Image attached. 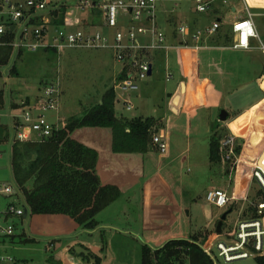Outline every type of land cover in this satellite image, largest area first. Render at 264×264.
I'll return each mask as SVG.
<instances>
[{"label": "rangeland", "instance_id": "374dc122", "mask_svg": "<svg viewBox=\"0 0 264 264\" xmlns=\"http://www.w3.org/2000/svg\"><path fill=\"white\" fill-rule=\"evenodd\" d=\"M246 1L251 13L255 15L256 24L264 39V0ZM233 9H236V12H233ZM244 9L242 0H214L209 11L199 14L196 12L195 0H159L157 17L160 29L168 35L169 40L177 35L176 30L180 25H188L193 30L195 28L203 29L212 25L217 19H221L222 26L217 33L218 37L227 33L226 31L232 27L238 16L245 15ZM95 11L93 16L92 13L74 10L70 16L72 22H78V25H74V29L87 32L89 28L83 26L82 21L89 19L90 15L97 24L98 21L101 22V11L99 9H95ZM169 19L170 24H168ZM99 30L108 33L106 28H99ZM195 54L193 51L174 50L168 56L158 57L154 63L153 75L141 84L138 93L131 94L122 93L115 88L119 81L117 74L123 66L115 62L110 50L69 49L55 55L51 52L25 53L23 59L16 63L20 77L15 76L11 68L10 71L3 69L5 73L9 71L7 76L10 79L6 83L3 73H0V88H5L10 99L19 101V106L22 107L21 102L27 100L26 103L29 104L33 102L31 100L35 95L43 92L42 85L45 86L59 80L61 83L60 124L72 117H82L89 108L101 102L107 91L114 90L116 101L121 103L117 106L118 115L121 116L122 113L130 121L138 119L144 121L154 118L141 117L140 115L132 117L136 110L128 112L123 107L122 101L130 100V103L134 105L142 103V99H147V103L154 109L155 106L161 104V97L165 89L174 88L180 78L184 76L182 65L187 64L186 62L190 58H192L190 64L193 65L195 74L199 75V64L194 61L197 58L195 56L199 53ZM238 58L240 85L237 92L225 97L224 111L228 115L230 114L227 121L220 120L221 112L219 111L211 115L209 112L201 110L199 118H197V111L203 103L191 105L187 112L189 114L185 113L182 118L176 119V123L172 122L170 128L166 123L164 127L161 120L155 119L160 130L153 128L152 138L165 128L168 150L164 155L156 154L155 163L151 166L159 167L156 164L157 161L158 164H161L159 167L161 172L152 171L150 166L147 169L148 176L140 190L143 198L139 200L144 201V204L146 203L148 206L152 204L150 207L153 209L158 202L166 206L158 208L155 214L152 209L146 216L144 212L139 214L140 210L137 207L133 218L126 217L132 222V226L125 227L126 230L121 225L123 228L120 231H103L96 238L87 235L81 236L79 240L82 245L98 244L102 248V254L98 256L91 253L93 256L89 260L90 258L85 259L70 249L67 253L69 259L73 261L72 264H99V261H96L97 257L102 260L104 257L106 260L112 258L111 264H142L141 254L144 246H153L152 249L158 250L171 241L159 242L172 236L173 229H180L182 233L185 232V235H189L186 237L187 240L191 236L201 233L205 236V232L215 230L224 213L229 209H234L225 222L223 233L225 234L232 230L233 224L238 219L248 218L252 215L249 202H243L240 199L247 194L250 198L259 197L258 189L251 180V172L257 162H264V99L262 98L264 92L256 80L257 75L260 74L261 80L264 81V54L253 50L247 54L239 53ZM16 60L17 56L11 60L9 66L12 67ZM167 66H170L173 75L170 83L166 81ZM186 80L189 83L190 96L195 95L193 89L196 88L199 77L194 80L191 73L186 77ZM200 80L202 81L199 86L203 87L204 77L202 79L200 77ZM151 91L153 96L150 95ZM146 94L150 96L147 98ZM27 96L32 99H26ZM18 114L23 115V112L20 110ZM52 116L49 114V117ZM53 119L51 118V120ZM183 124L190 125L188 135L179 131L180 129L177 127ZM226 130L229 132L227 136L236 138L239 145L242 142L239 152L240 162L237 167L232 163L224 162L223 159L221 163L216 164L210 163L209 160L211 138L215 133L224 134L225 137ZM10 146L11 144L4 146L6 147L4 157L7 161L9 155L12 157L13 147ZM7 185H11L15 191L17 190L15 196H7L14 201L13 205L19 207L25 204L24 195L14 179L10 180ZM214 189H223L239 200L225 208L211 205L206 201V196L209 191ZM5 197L2 195L1 199L6 201ZM12 201L10 202L12 203ZM178 205H181L182 209L178 208ZM3 218L4 216L0 214V219H2L0 231L8 226H13L14 241L11 242V239L2 241L3 243L0 244L2 252L13 256L19 264L53 263L52 259L54 256L57 257L60 249L48 250L50 243L41 240V237L31 231L30 225H28L29 218L13 216H9L5 220ZM110 223L113 221L111 220ZM178 233L180 232L178 231ZM214 239L219 240L220 236ZM28 240L30 241L27 242ZM62 240L66 245L71 239L63 238ZM159 243L163 245L158 247ZM196 244L200 248L205 245L203 239ZM214 254L216 258L210 259L212 264H258L254 258L226 263L218 257L216 251Z\"/></svg>", "mask_w": 264, "mask_h": 264}, {"label": "built area", "instance_id": "2783aa9c", "mask_svg": "<svg viewBox=\"0 0 264 264\" xmlns=\"http://www.w3.org/2000/svg\"><path fill=\"white\" fill-rule=\"evenodd\" d=\"M214 0H195L196 12L209 11ZM245 18H238L232 26L233 43L231 49L252 51L264 54V39L249 9L246 0H242ZM159 0H0L3 9L0 10V47L10 45L15 58L21 51L36 54L53 50L57 54L69 49L110 50L115 62L123 67L118 74L116 89L122 93H138L141 84L151 77L154 61L159 55L168 56L172 51H201L209 45V41L217 37L221 22L215 21L203 29L194 30L188 25H180L176 32V42L171 43L168 35L160 29L157 17ZM67 8L66 23L54 26L52 13L61 8ZM95 9L101 11V22L87 26L88 31L74 29L77 22H72L70 16L74 10L82 13H92ZM236 12V9H234ZM91 21V20H90ZM96 26V27H95ZM99 28H106L103 33ZM94 29V30H92ZM12 33L15 36L11 44L4 42V37ZM0 67V73H5ZM151 72V75H149ZM166 81L173 78L170 66H167ZM127 111L133 109L130 102L125 103ZM23 115L15 117L9 143L26 144L34 140L51 137L62 129L60 124L61 83L56 80L45 87L43 92L31 103H23ZM52 114V117H49ZM51 118H54L51 120ZM236 138L227 136L221 143V154L224 162L239 165ZM152 148L164 155L168 150L165 132L161 130L152 139ZM237 170V169H236ZM252 183L257 187L259 197L250 198L247 195L240 199L249 202L255 211L248 218L236 221L232 230L222 232L220 239H214L202 246L204 253L215 259L214 252L226 263L239 260L258 259L264 257V162H257L251 172ZM2 192L7 196H15L14 187L3 186ZM16 189V188H15ZM223 189L208 192L206 201L218 208H225L237 201ZM24 208L10 205L7 214L23 218ZM2 238L14 236V227L1 229ZM0 264H19L17 260L0 251Z\"/></svg>", "mask_w": 264, "mask_h": 264}, {"label": "trees", "instance_id": "16d2710c", "mask_svg": "<svg viewBox=\"0 0 264 264\" xmlns=\"http://www.w3.org/2000/svg\"><path fill=\"white\" fill-rule=\"evenodd\" d=\"M2 9L3 6L0 5V10ZM95 13L94 10L92 14ZM66 14V7L52 13L53 25H64ZM92 24L97 25V22ZM14 39L15 36L8 33L4 42L11 44ZM220 41L231 47L233 38L231 34L226 33L211 39L209 45H218ZM13 52L10 45L0 47V67L6 68L10 65ZM42 52L57 54L53 50ZM24 54L25 52L21 51L11 67L15 76L20 77L16 63L23 59ZM5 103L4 95L0 93V107H4ZM115 106L116 94L114 90H109L103 95L100 103L89 108L82 117H72L64 121L62 129L51 137L13 146L12 172L17 187L24 195V208L30 213L32 232L44 229L48 223L63 235L78 231L92 232L99 227L97 216L122 196L120 186L114 181L117 173L108 176L101 173L100 152L85 143L81 138L82 134L87 130H110L111 150L114 154L142 155L152 147L153 128L160 127L155 119H119L116 117ZM227 133L229 134L226 130L225 137L224 134L215 133L211 138L210 163L222 162L221 143ZM6 139L8 136L4 140ZM241 147L242 142L236 150L238 154ZM249 209L255 211L250 206ZM205 233V236L202 233L191 236L190 240H171L158 250L145 245L141 254L142 264H212L196 243L203 239L206 245L219 235L216 228L213 232ZM2 239L3 242L10 239L13 242L14 236ZM162 245L159 243L158 247ZM72 252L75 253V248H72ZM91 256L93 254L90 252L88 257L82 255L85 259ZM97 260L101 264L102 259L97 257ZM256 261L258 264H264V257ZM52 262L63 264L60 258L55 256Z\"/></svg>", "mask_w": 264, "mask_h": 264}, {"label": "crops", "instance_id": "0c3cea01", "mask_svg": "<svg viewBox=\"0 0 264 264\" xmlns=\"http://www.w3.org/2000/svg\"><path fill=\"white\" fill-rule=\"evenodd\" d=\"M233 12H234V9H233ZM91 15L89 16V19L82 21L83 26H90L91 22L94 23L96 21V20H93ZM240 17L245 18L246 12L244 16H238L236 20ZM169 21L170 19L168 20V24H170ZM216 21L221 22V19H217ZM226 32L231 34V36H233L232 27ZM175 37L176 36H173V38L169 40L170 44L176 42ZM186 51H193L196 54L199 53L197 55L195 54L196 55L195 57L197 58H195L196 60H194L196 61V64H199V68H200V70L198 71L199 75L195 74L193 70V65L190 64L192 58H190L189 61L186 62L187 64L182 65L184 76L182 77L181 75L182 78H180V80L177 82L174 88L172 87L171 89H165L161 97L162 98L161 104L155 106L154 109H152L149 103H147V99H142L141 100L143 101L142 103L134 104V105L131 104L133 107L131 111L136 110V113H134L132 117H136V115L138 116L140 115L141 117L142 116L152 117L156 119L157 121L161 120V123L163 125L166 123V125L170 128L171 127L170 125H172L171 124L172 122L176 123L177 121L176 119L182 118L183 115L188 112L190 106L196 105V103L197 104L203 103V105L197 111V114H196L197 118H199V114L201 110H205V112H209L211 115H213L215 112H218V111L219 112L224 111L225 97L239 90L240 84H239L238 54L239 53L247 54L250 51L233 50L229 46H225V44L222 41H220L218 45H215V46L207 45L205 49L201 51H196L193 49L186 50ZM39 53H42V52H39ZM162 56L163 55H159L158 57H162ZM157 58L155 59V61L157 60ZM7 70L10 71V68H7ZM8 72L3 73V77L6 83L10 79L7 76ZM153 72H154V69H153ZM191 73L194 77V80H197L199 77V81L198 82L196 81L197 82L196 88L193 89V92L195 93V95L193 96H190V89H189L190 87H189V83H187V80H186V77ZM262 75H263V72H262ZM200 77L201 79L202 77H204L205 79V83L203 87L201 85L199 86V83H201L202 81L200 80ZM256 80L259 86L261 87V89H263L264 81L261 80L260 74L257 75ZM182 81H185L186 83V98H185L184 105L180 111V114L175 115L170 110V101L172 97L174 96V94L176 93ZM170 82H167V83H170ZM8 88H9L8 91L10 92V87L8 86ZM0 93H3L4 100L6 102L4 107H0V214L4 216L3 220H5V218H8L10 216L7 214V209L10 205L14 204L13 203L14 201L9 199L7 195H5L2 192L1 187H3L4 185L13 187L11 186L12 184L7 185V183L10 180L13 181L14 176L12 172L11 155H9L8 161L4 157L6 154V150H5L6 147L4 146L10 143L8 139L6 140L4 139L6 138V136H9V134H11L13 122L15 120V117L20 116L18 113L20 112L21 107L19 106V101L10 99L9 94L7 93V90H5V88H0ZM152 93L153 92L151 91L150 93L151 96L154 95ZM38 94L37 96L36 95L34 96V99H32L30 96H27L26 99H32L31 101H35V99L39 96ZM150 95L146 94L147 98ZM7 96H8V99H7ZM262 98L264 99V97ZM26 102L27 100H24L23 102L20 103V105L22 106V104ZM126 102H131V101L130 100L122 101L123 107H125ZM120 104H121L120 101L119 102L116 101V106H115L116 117L119 119L120 118L126 119L127 116H125L122 113L120 116L117 113L118 112L117 106ZM131 111H128V112H131ZM228 116H230V114ZM177 127L178 129H180L179 131H181L182 133L183 132L187 133L188 135V132L190 130V125L188 126L186 124L185 125L183 124L182 126L178 125ZM81 138L84 140L85 143L91 146H94L95 148L99 150L100 155H101V158H100L101 159V162H100L101 173L103 175L108 176L112 173H117V176L114 177V181L120 186L122 190V196L119 198V200L113 203L108 209L104 210L97 216L99 227L92 232L78 231V232L71 233L69 235H63V234H60L57 230H55V228L53 227L51 223H48L44 229H40L39 231L34 233L38 237H41V240L43 241L46 240L47 242L50 243V246H48V250H51L52 248L60 249V253L57 255L56 258H60L63 264H72L73 261L69 259V255L67 253V251H70V249L72 250V248L81 247L84 250L89 251L90 253L97 254L98 256L102 254L101 252L102 248L98 244H90L88 246L82 245L79 240L81 236L87 235V236H93L96 238L97 236L101 235V232L103 231H120L123 227H124L123 229L126 230L128 226H132V222L126 217L128 216L130 219L133 218V214L135 213L136 211L135 209H137V207L140 210L139 214H142L144 212L145 216L146 214L149 215V213L153 209L152 207H150L152 206V204L148 206V204L146 203L144 204V201L139 200L143 198L140 190H141V187L144 186L145 180L147 179V176H148L147 169H149V166L152 171L161 172V169L159 168L161 164H158L157 161H156V164L159 167H156V168H154V166L151 167L155 163L156 154L161 155L159 152H157L152 147L150 148L149 152L142 154V155L114 154L111 150L112 132L110 130H87L85 133L82 134ZM2 195L6 196L5 197L6 201L1 199ZM10 201H12V203ZM24 205L25 204L17 208H24ZM164 205L165 204L158 202L155 207L156 209L155 208L153 209L154 214L157 212L158 208ZM177 207L182 209L181 205H178ZM180 209L178 210L180 211ZM27 218H29L28 225H30V213ZM111 220L113 221V223H110ZM1 221L2 219H0V222ZM121 225H123V227ZM178 231L180 233H178ZM173 233H172L173 234L172 236L162 239L159 242H162V241L166 242L169 240L187 239L186 237L189 236V235H185V232L182 233V230L180 229L178 230L173 229ZM63 238H66L67 240H70V239L71 240L68 242V244L65 245V243L63 242L64 240H62ZM1 243H3L2 239L0 240V244ZM112 260H113L112 258L106 260L104 257V259L101 261L102 262L101 264H111ZM90 262L92 263L93 261H90Z\"/></svg>", "mask_w": 264, "mask_h": 264}, {"label": "water", "instance_id": "95a60500", "mask_svg": "<svg viewBox=\"0 0 264 264\" xmlns=\"http://www.w3.org/2000/svg\"><path fill=\"white\" fill-rule=\"evenodd\" d=\"M149 75H151V72H150ZM182 89H183V90H182ZM262 90H264V87H263ZM176 98H177V104L174 105V100H175ZM185 98H186V83H185V81H182V82L180 83V85H179V87H178L176 93L174 94V96L172 97V99H171V101H170V110H171V112H172L173 114H175V115H179V114H180V111H181V109H182V107H183V105H184V102H185ZM227 117H228L227 113H226L225 111H222V112H221V115H220V120L223 121V122H225V121L228 120ZM232 212H233V209H229V210H228L226 213H224L223 216L221 217L220 221L218 222V224H217V226H216V233H217L218 235H221V234H222L223 225H224L225 222L227 221V217H228ZM28 215H29V211H28V209H25V213H24L23 218H24V219H27ZM167 243H168V242H167ZM167 243H166V244H167ZM166 244H165V245H166ZM165 245H164V246H165ZM164 246H163V247H164ZM163 247H162V248H163ZM75 252H76L77 254L81 255V256H82V255H84V256H86V257L89 256V252H88L87 250H84V249L81 248V247H76V248H75Z\"/></svg>", "mask_w": 264, "mask_h": 264}, {"label": "bare ground", "instance_id": "6f19581e", "mask_svg": "<svg viewBox=\"0 0 264 264\" xmlns=\"http://www.w3.org/2000/svg\"><path fill=\"white\" fill-rule=\"evenodd\" d=\"M263 87H264V83H263ZM176 104H177V98L174 100V105H176Z\"/></svg>", "mask_w": 264, "mask_h": 264}]
</instances>
